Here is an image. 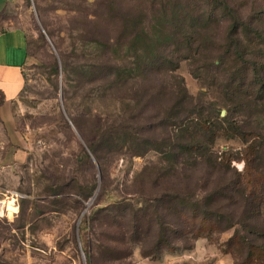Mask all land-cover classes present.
<instances>
[{
    "label": "trees",
    "instance_id": "16d2710c",
    "mask_svg": "<svg viewBox=\"0 0 264 264\" xmlns=\"http://www.w3.org/2000/svg\"><path fill=\"white\" fill-rule=\"evenodd\" d=\"M245 1L148 0L152 16L124 17L125 34L133 29L128 38L112 34L105 43L95 40L96 46L90 44L91 52H100V58L105 53V65L93 63V58L90 64L73 63L62 54L60 64L55 61L69 119L64 115L63 123L75 127L86 147L83 156L94 160L100 176L104 168L101 157L108 153L115 160L148 152L167 154L163 160L146 163L133 177L136 189L111 207L130 210L131 237L140 245L144 259L160 260L167 244L177 251V243H182L187 250L192 240L233 230L225 251L235 257V264H264V8L248 10ZM169 42L175 49H165ZM184 61L191 63L196 78L207 66L216 68L217 79L225 82L216 86L227 110L225 117H219L218 105L210 103L206 94L193 96L188 91L177 73ZM148 76L159 84L142 90L144 95H170L173 99L167 122L174 129L173 141L169 140L165 150L149 134L166 117L156 115L149 122H140L137 92L129 95L135 91L134 84L139 81V88ZM56 83L58 89L59 80ZM252 135L262 141L251 144ZM220 139L243 140L247 144L243 158L219 150ZM234 160L244 161L243 171L231 166ZM199 168L208 174L201 183L175 179L171 198L179 222L171 230V241L166 235L167 221L162 220L167 196L154 190L166 177ZM231 171L230 179L218 181L221 173ZM105 191L102 183L99 196ZM221 192L230 195L227 206L218 200ZM141 215L147 220L145 226ZM143 227L150 230L145 232ZM92 251L91 244L83 251L87 264H92Z\"/></svg>",
    "mask_w": 264,
    "mask_h": 264
},
{
    "label": "rangeland",
    "instance_id": "374dc122",
    "mask_svg": "<svg viewBox=\"0 0 264 264\" xmlns=\"http://www.w3.org/2000/svg\"><path fill=\"white\" fill-rule=\"evenodd\" d=\"M148 4V0H21L5 13L7 21L26 30L32 59L25 68V85L18 99L8 105L0 93V202L5 204L0 212V264H87L82 252L88 249V244L93 248L92 264L236 263L235 257L225 251L233 230L192 240L187 250L182 243H177V251L167 244L160 260L142 258L140 245L131 237L130 210H111V207L136 189L132 186L133 177L146 163L163 160L167 154L148 152L133 158L120 156L116 160L109 153L102 155L104 168L99 177L94 160L83 156L82 148H86L83 139L69 122L68 126L63 123L62 75L57 79L55 61L60 64L62 54L73 63L90 64L89 59L93 58V63L105 65V53L100 58V52H91L90 44L96 46L95 40L105 43L112 34L129 37L133 29L125 34L124 17L140 18L144 13L152 16L154 11ZM245 4L248 10L250 7L264 8V0H246ZM192 12L195 14L196 9ZM165 49L175 48L169 42ZM128 59L133 61L134 58ZM216 72V68L209 65L196 78L189 61L182 62L177 71L184 78L188 91L193 96L200 92L206 94L210 103L218 105L217 113L223 118L227 110L217 87L225 82L217 79ZM142 81L141 88L137 86L138 81L134 84L135 91H130L129 95L137 92L140 122H149L156 115L166 117L167 121L160 122L149 134L155 145L165 150L169 140L173 141L174 129L167 125L173 99L170 95H144L142 90L159 83L154 76ZM254 141L262 139L252 135L250 143ZM217 146L221 151L229 150L243 158L241 153L247 144L240 139H220ZM123 151L127 152L126 148ZM231 166L241 172L245 163L234 160ZM232 173H221L217 179H230ZM177 177L201 183L208 179V174L203 168L180 172L179 176L162 179L154 190L167 196L162 220L167 221L166 235L170 240L171 230L179 222L176 203L171 198ZM102 183L106 191L99 196ZM8 191L21 193L22 199L17 203L10 201L11 198L6 197ZM223 193L218 200L220 198L221 204L227 206L230 195ZM10 202L17 207V214L8 210ZM140 220L145 226L146 218L141 215ZM149 230L150 227H143V231Z\"/></svg>",
    "mask_w": 264,
    "mask_h": 264
},
{
    "label": "crops",
    "instance_id": "0c3cea01",
    "mask_svg": "<svg viewBox=\"0 0 264 264\" xmlns=\"http://www.w3.org/2000/svg\"><path fill=\"white\" fill-rule=\"evenodd\" d=\"M20 1L0 0V93L8 105L20 96L25 68L32 59L26 30L5 19V13Z\"/></svg>",
    "mask_w": 264,
    "mask_h": 264
},
{
    "label": "built area",
    "instance_id": "2783aa9c",
    "mask_svg": "<svg viewBox=\"0 0 264 264\" xmlns=\"http://www.w3.org/2000/svg\"><path fill=\"white\" fill-rule=\"evenodd\" d=\"M6 197L11 198L10 201L17 203V201L19 200L20 197H22V195L18 192H15V191H8ZM14 214H17V213L14 212ZM1 216H3V215H1Z\"/></svg>",
    "mask_w": 264,
    "mask_h": 264
},
{
    "label": "water",
    "instance_id": "95a60500",
    "mask_svg": "<svg viewBox=\"0 0 264 264\" xmlns=\"http://www.w3.org/2000/svg\"><path fill=\"white\" fill-rule=\"evenodd\" d=\"M60 101H61V105H62V109H63L64 115H65L66 118L68 119V117H67V115H66V113H65V111H64L62 95H61ZM223 113H224V112H223ZM68 120H69V119H68ZM73 128H74L75 132L77 133V135L79 136V138L82 140V138L80 137V135L78 134V132H77V130L75 129L74 126H73ZM97 168H98V170H99V177H100V169H99L98 165H97ZM94 199H95V196L90 200V202L88 203V206L94 201ZM82 254H83V257H84V253H83V252H82Z\"/></svg>",
    "mask_w": 264,
    "mask_h": 264
},
{
    "label": "bare ground",
    "instance_id": "6f19581e",
    "mask_svg": "<svg viewBox=\"0 0 264 264\" xmlns=\"http://www.w3.org/2000/svg\"><path fill=\"white\" fill-rule=\"evenodd\" d=\"M4 205L5 204L3 201L0 202V212H3V209H4L3 207H5ZM7 207H8V210L13 211V212H16L17 210V207L14 205L13 202H10L9 204H7Z\"/></svg>",
    "mask_w": 264,
    "mask_h": 264
}]
</instances>
